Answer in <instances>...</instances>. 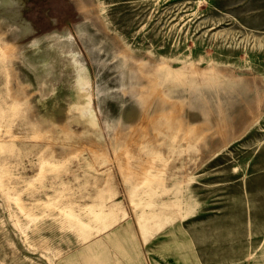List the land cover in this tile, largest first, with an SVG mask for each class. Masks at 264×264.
Masks as SVG:
<instances>
[{"label":"rangeland","instance_id":"rangeland-1","mask_svg":"<svg viewBox=\"0 0 264 264\" xmlns=\"http://www.w3.org/2000/svg\"><path fill=\"white\" fill-rule=\"evenodd\" d=\"M255 252L264 0H0V264Z\"/></svg>","mask_w":264,"mask_h":264},{"label":"crops","instance_id":"crops-1","mask_svg":"<svg viewBox=\"0 0 264 264\" xmlns=\"http://www.w3.org/2000/svg\"><path fill=\"white\" fill-rule=\"evenodd\" d=\"M248 264H264V254H260L257 252L253 253L251 255V258L248 260Z\"/></svg>","mask_w":264,"mask_h":264},{"label":"bare ground","instance_id":"bare-ground-1","mask_svg":"<svg viewBox=\"0 0 264 264\" xmlns=\"http://www.w3.org/2000/svg\"><path fill=\"white\" fill-rule=\"evenodd\" d=\"M4 1V0H3ZM190 113H192V112H190Z\"/></svg>","mask_w":264,"mask_h":264}]
</instances>
